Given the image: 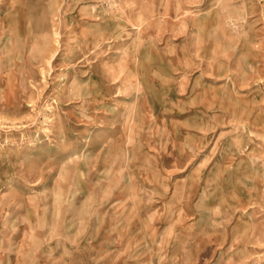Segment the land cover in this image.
Instances as JSON below:
<instances>
[{"label": "rangeland", "instance_id": "rangeland-1", "mask_svg": "<svg viewBox=\"0 0 264 264\" xmlns=\"http://www.w3.org/2000/svg\"><path fill=\"white\" fill-rule=\"evenodd\" d=\"M29 243L264 264V0H0V264Z\"/></svg>", "mask_w": 264, "mask_h": 264}, {"label": "crops", "instance_id": "crops-1", "mask_svg": "<svg viewBox=\"0 0 264 264\" xmlns=\"http://www.w3.org/2000/svg\"><path fill=\"white\" fill-rule=\"evenodd\" d=\"M35 244H37L36 243V241H35ZM29 245L31 246V247H28L27 248V254H29L30 255V258H29V261H26V259H22L20 262H19V264H34L33 262H34V260L32 259L31 260V258L33 257V256H36L37 255V248L35 249L34 247H33V244L32 243H29ZM8 256H9V253H7V256H6V262L4 263V264H13V262L11 261V259H10V256H9V258H8ZM17 256V255H16ZM18 258V257H17ZM77 259H79V257L78 256H76V257H69L68 259H67V263L66 264H80V261H81V257H80V260H79V263H78V261H77ZM69 261V262H68ZM1 263V262H0ZM37 264V263H36ZM81 264H83V262L81 261Z\"/></svg>", "mask_w": 264, "mask_h": 264}]
</instances>
